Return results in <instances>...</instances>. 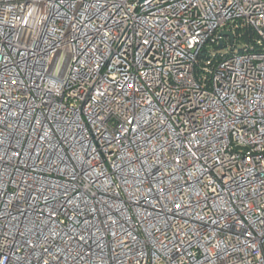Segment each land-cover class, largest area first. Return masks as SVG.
Returning <instances> with one entry per match:
<instances>
[{
    "label": "built area",
    "instance_id": "2783aa9c",
    "mask_svg": "<svg viewBox=\"0 0 264 264\" xmlns=\"http://www.w3.org/2000/svg\"><path fill=\"white\" fill-rule=\"evenodd\" d=\"M0 264H264V0H0Z\"/></svg>",
    "mask_w": 264,
    "mask_h": 264
}]
</instances>
